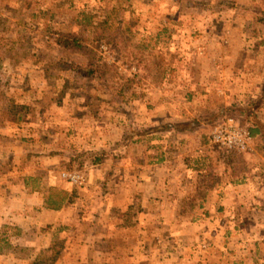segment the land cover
I'll return each instance as SVG.
<instances>
[{
	"label": "rangeland",
	"instance_id": "rangeland-1",
	"mask_svg": "<svg viewBox=\"0 0 264 264\" xmlns=\"http://www.w3.org/2000/svg\"><path fill=\"white\" fill-rule=\"evenodd\" d=\"M263 83L264 0H0V264H264Z\"/></svg>",
	"mask_w": 264,
	"mask_h": 264
},
{
	"label": "trees",
	"instance_id": "trees-1",
	"mask_svg": "<svg viewBox=\"0 0 264 264\" xmlns=\"http://www.w3.org/2000/svg\"><path fill=\"white\" fill-rule=\"evenodd\" d=\"M84 19L87 20V24L89 27L91 28H95L96 25H94V23L91 20V17H85ZM95 40L99 39L98 37H94ZM66 44L68 45H74L75 47H82L83 44L79 41L78 37H75L71 40H66ZM87 68L85 69L84 73L85 76H91L94 73V67L95 64L93 63H89L87 66ZM262 100H264V83L263 86L261 88V93L259 94V96L253 100H251L249 103L244 104V105H236V104H231L228 106H225V108L223 107V109H221L220 111L222 113H231V112H238L240 115H245L247 116V118H249V130L250 132L257 136H260L263 140H264V124L262 123V121L260 119H258L257 115H256V110L257 107L259 105V103L262 102ZM174 126L173 124H167L165 125V128H169ZM264 147V145H263ZM103 156L107 155L106 151H102ZM102 158H97V160H95L97 163H101L102 162Z\"/></svg>",
	"mask_w": 264,
	"mask_h": 264
},
{
	"label": "crops",
	"instance_id": "crops-1",
	"mask_svg": "<svg viewBox=\"0 0 264 264\" xmlns=\"http://www.w3.org/2000/svg\"><path fill=\"white\" fill-rule=\"evenodd\" d=\"M184 159H183V162H182V172L183 173H185V174H189V173H191V172H193V171H199V169H195V168H197V167H195L192 163H191V161H190V159L189 160H187V158L186 157H183ZM164 159H160V160H158L159 161V164H157L158 166H160V167H163V166H166V168H167V171H168V174L166 175V176H169V177H172V176H175V174H176V172H178L176 169V166H174L175 164H173V161L174 162H176L175 160H166V161H163ZM169 162V163H168ZM164 164V165H163ZM171 164H172V166H171ZM166 168H164V169H166ZM162 168H160V169H155V170H161ZM180 174H182V173H180ZM158 182H159V184H161L162 183V181H161V179L159 178L158 179ZM197 183H195V185H194V183H191V190H193V189H195V187H197ZM161 186V185H160ZM186 191L187 192H189V189H186ZM191 193H192V191H190ZM180 193H182V192H180ZM161 204V205H160ZM160 204H158V206L157 207H154L153 208V210H154V212L153 213H151V215H152V217H151V215L149 214V218H152V221L154 222V224H153V226L154 227H157L158 225H167V226H169V225H171V223H172V221L171 220H169V219H167V220H169V221H167L166 220V218L164 217V213H159V212H157L156 213V211H160L161 210V208H162V210L163 209H166L167 208V206H169L168 208H170L171 209V206L172 205H166V203L164 202H160ZM130 205V204H129ZM126 205H124V206H121V208H124ZM201 207L202 208H204V209H209L210 208V205L209 204H205V203H203L202 205H201ZM174 208V207H173ZM126 209H127V206H126ZM149 210H151V208L149 209ZM148 210V211H149ZM65 213H66V211H60V210H54V211H52V216H57V218L59 219V222L58 223H56V224H66V217H65ZM138 219H137V224H136V226H137V228L138 229H140V222L142 221L141 220V218H142V215L140 214L138 217H137ZM60 219H61V221H60ZM135 226V227H136ZM138 236H140V238H142V240L144 239V237H143V235H140V233L141 234H143L142 232H141V230H138ZM153 243H155V240H153Z\"/></svg>",
	"mask_w": 264,
	"mask_h": 264
},
{
	"label": "built area",
	"instance_id": "built-area-1",
	"mask_svg": "<svg viewBox=\"0 0 264 264\" xmlns=\"http://www.w3.org/2000/svg\"><path fill=\"white\" fill-rule=\"evenodd\" d=\"M212 139L224 152L248 153L255 141L254 136L238 122L229 119L212 131ZM74 177V176H72Z\"/></svg>",
	"mask_w": 264,
	"mask_h": 264
}]
</instances>
